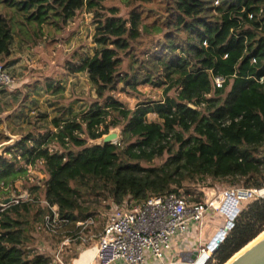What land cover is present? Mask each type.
<instances>
[{
    "label": "trees",
    "instance_id": "1",
    "mask_svg": "<svg viewBox=\"0 0 264 264\" xmlns=\"http://www.w3.org/2000/svg\"><path fill=\"white\" fill-rule=\"evenodd\" d=\"M120 1L124 12L106 0H0L5 68L16 61L14 42L37 48L55 40L82 11L94 26L93 51L63 62L66 75L86 73L93 86L82 110L65 116L72 108L64 106L50 118L35 105L27 113L32 92L42 89L52 107L65 90L63 80L40 70L26 89H2L12 104L0 111L19 104L7 124L18 123L8 128L22 139L0 157V264H47L29 245L48 212L41 199L72 230L150 196L183 193L195 202L222 185L264 186V0ZM119 82L133 91L141 84L161 89L160 98L128 108L110 94ZM114 127L117 143L87 144ZM37 160L47 175L31 185V198L1 205L19 197L11 189ZM263 230L264 196L241 204L208 264H224Z\"/></svg>",
    "mask_w": 264,
    "mask_h": 264
},
{
    "label": "built area",
    "instance_id": "2",
    "mask_svg": "<svg viewBox=\"0 0 264 264\" xmlns=\"http://www.w3.org/2000/svg\"><path fill=\"white\" fill-rule=\"evenodd\" d=\"M214 80L217 86L223 82V78L219 76ZM15 82V77L0 64V89L11 88ZM1 186L3 183H0ZM212 192L206 193L204 200L195 202L190 201L188 195L174 192L150 196L141 202L130 201L111 210L98 234L88 232L90 231L88 228L94 223L93 218L78 222L74 229L66 230L61 226L63 219L59 218L57 207L44 201L48 212L36 225V229L54 235L61 234L63 237L55 251V258L59 264H65L62 253L67 245L77 241L85 245L93 237L96 238V243L93 246L92 259L96 264H114L118 261H123L125 264H145L146 252L152 253L156 259H164L166 252L172 248V239L185 235L190 223L196 224L200 233L208 209L220 212V216L225 219V225L231 221L232 226L243 201L263 197L264 186L259 189L230 187L218 193ZM23 193L18 198L8 199L1 205L6 206L10 202L17 203L19 200L30 198ZM211 246V243L201 246L199 251H196V257L193 258L190 253L191 258L182 264H198L203 254L206 258L202 264H208L213 256ZM164 264L176 263L169 261Z\"/></svg>",
    "mask_w": 264,
    "mask_h": 264
},
{
    "label": "rangeland",
    "instance_id": "3",
    "mask_svg": "<svg viewBox=\"0 0 264 264\" xmlns=\"http://www.w3.org/2000/svg\"><path fill=\"white\" fill-rule=\"evenodd\" d=\"M105 3L108 6L113 4L120 5L122 12L126 10L124 4L121 3L120 0H106ZM93 31L94 26L92 23V16L89 13L82 11L79 12L76 17L66 22L63 30L55 36V40H50L49 38L43 39L37 48H29L25 45L21 46V44L14 42L10 58L16 59V61L14 64L9 65L6 68L15 77L16 82L14 83L13 87L4 90L6 94L8 91H11L17 87V85L26 89L25 85L23 84H27L26 82H30V80L37 78L41 73H43L44 76L52 75L56 79L63 80L62 82L65 86V90L62 93L61 98H59V102H57L58 105H54L52 107H48L47 97L45 96L42 89H40L38 93L32 92L30 94L29 100L26 102L25 111H27V113H31V109H33L35 105H37L40 109H46L50 111V118L55 116L58 112V109L61 110L64 108V106H70L72 108L69 113L64 114L65 116L69 114H75L82 110V108L86 106L90 99L94 97L93 86L90 81H88L86 73L66 75L63 69V62L66 57H71L76 53H91L93 51ZM36 70H40L41 73L35 72ZM121 72L124 74L123 72H126V68L124 67ZM3 88L0 89V95L2 96L4 95L2 91ZM136 89L137 90L135 91L127 89L123 82H119L115 90L111 91L110 94H113L114 97L123 102L128 108H134L138 102L145 100V98H160L161 89L142 84L138 85ZM52 99H57V97H52ZM155 117L156 116L154 114L149 115L150 119H155ZM119 139L120 136L117 140L113 141V143H117ZM89 143L91 144L92 141H89ZM159 162L160 159L153 161V163ZM39 168L40 164H36L32 170H29L23 179H18L14 183V189H11V191L16 196L24 192L23 194H26L31 198V185H41L40 182L42 178L45 179L44 177L46 176L45 173H38ZM30 172L36 173V175L32 173L30 175ZM230 187L231 186L229 185H222V187L216 189H205L204 191L205 194H210L211 191H213L212 193H218L219 191ZM250 201H243L242 205ZM39 202L41 204H45L43 199H41ZM208 215L209 216L205 215L206 226L207 224L209 226L210 223H214V225L220 224L216 233L220 231V228L222 229L223 226H225V219L222 216V218L220 217V212L217 211L214 214L209 213ZM214 215H216V219L213 218ZM105 220L106 218L103 216L102 221H95L94 219L98 230L105 223ZM31 235L36 240H42L45 243L48 242V244L51 246L53 243L52 241H61V234L54 235L53 233L44 232L37 229L34 230ZM210 237V233L207 232L204 238L205 242L209 241ZM54 247L51 248L54 249Z\"/></svg>",
    "mask_w": 264,
    "mask_h": 264
},
{
    "label": "crops",
    "instance_id": "4",
    "mask_svg": "<svg viewBox=\"0 0 264 264\" xmlns=\"http://www.w3.org/2000/svg\"><path fill=\"white\" fill-rule=\"evenodd\" d=\"M11 100H12L11 96L4 97V96L0 95V107L10 106L12 104ZM16 105L12 106L11 108L4 109V110L0 111V113L5 111V110L12 109ZM6 123H7V120H6ZM16 124L18 125V123H16ZM16 124H14V122H12V123L8 122L7 126L9 125L10 128L11 127L14 128V126H16ZM1 129H3V122L2 121L0 123V130ZM8 130H9V128H8ZM3 132H4V130H3ZM13 134H15V133H13ZM16 134H19V133H16ZM36 164H40V168H39L38 173H45L47 175L46 171L44 170V161L43 160H37V161H35V163L33 165H28V164L24 165V168H26V170H27L24 177L27 175L29 170H32V168ZM31 173L32 172H30V175H31ZM32 174L36 175V173H32ZM42 180H43V178H42ZM209 213L214 214L215 211L212 209H208L206 216H209L208 215ZM206 216H205V219H206ZM213 218L216 219L217 218L216 215H214ZM205 219H204V227L202 228L200 233H198L199 229H198L197 225L194 223H190L189 230L185 235H182L179 237L178 236L174 237L172 239V248L166 252L164 259H162V260L156 259L152 255V253L146 252L145 264H164L165 262L168 263L169 261H174L176 264H182V262H186V260L191 258L190 253H193L195 251H199L201 246H204V245L210 243V241L215 236L217 229L219 228L218 226L220 224L214 225V223H210L209 226L207 224V226H206V222H205L206 220ZM207 219H208V217H207ZM41 221H39V222H41ZM103 226H104V224L98 230L97 224L94 222L88 228L90 231H88V230L87 231L90 233H93V234H98L102 230ZM207 232L210 233L211 237L209 238V241L205 242L204 238H205ZM86 234H87V232H86ZM52 242L53 243L51 246L50 244H48V242L45 243L42 240H36L35 239L33 241V244H29V245H31L30 247L32 248L31 253L36 252L37 254H41L44 257H47L48 258L47 264H59L55 258V251L58 248L61 241L60 242L52 241ZM95 243H96V238L93 237V238L89 239L87 244H85V245L80 243V241L73 242V243L67 245L64 248V251L62 253L63 261L65 262V264H96V262L93 261V259H92L93 254H94L93 246L95 245ZM51 247H54V249H52ZM66 252H67V254H66ZM114 264H125V263L123 261H118Z\"/></svg>",
    "mask_w": 264,
    "mask_h": 264
},
{
    "label": "water",
    "instance_id": "5",
    "mask_svg": "<svg viewBox=\"0 0 264 264\" xmlns=\"http://www.w3.org/2000/svg\"><path fill=\"white\" fill-rule=\"evenodd\" d=\"M19 104H17L15 107L9 110H5L0 113V120L3 122V130L4 135L6 137L5 140L0 142V157L6 152V150L13 148L21 139V134H13L8 130V126L6 123L7 118L14 113V111L18 108ZM191 107H193L191 105ZM119 127L111 128L107 133L102 134L100 137L96 139H90L88 140V145H104V144H110L113 143V141L117 140L119 138L120 133ZM89 141H92L90 144ZM8 199H6L4 202L6 203ZM232 218V216H230ZM231 227V221L226 224L221 231H218L213 239L210 241L212 244L211 246V252L214 253L217 248L219 247L224 235L228 232V230ZM197 252L192 253V257H196ZM204 258L202 259L201 263H203ZM230 264H264V237L257 241L254 245H252L250 248L245 250L243 253H241L234 261H232Z\"/></svg>",
    "mask_w": 264,
    "mask_h": 264
},
{
    "label": "bare ground",
    "instance_id": "6",
    "mask_svg": "<svg viewBox=\"0 0 264 264\" xmlns=\"http://www.w3.org/2000/svg\"><path fill=\"white\" fill-rule=\"evenodd\" d=\"M264 237V230L257 235L254 239H252L249 243H247L244 247H242L239 251H237L232 257H230L224 264H230L234 259H236L241 253H243L245 250L250 248L252 245H254L257 241L262 239ZM204 258V254L200 257L198 260V264L201 263L202 259Z\"/></svg>",
    "mask_w": 264,
    "mask_h": 264
},
{
    "label": "clouds",
    "instance_id": "7",
    "mask_svg": "<svg viewBox=\"0 0 264 264\" xmlns=\"http://www.w3.org/2000/svg\"><path fill=\"white\" fill-rule=\"evenodd\" d=\"M5 200H6V199H5ZM5 200H4V201H5Z\"/></svg>",
    "mask_w": 264,
    "mask_h": 264
}]
</instances>
